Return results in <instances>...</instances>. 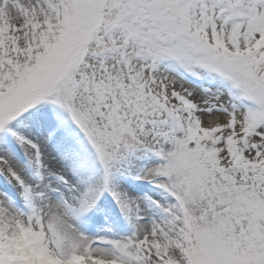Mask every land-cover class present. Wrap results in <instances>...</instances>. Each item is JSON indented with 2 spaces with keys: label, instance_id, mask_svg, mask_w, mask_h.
<instances>
[{
  "label": "rangeland",
  "instance_id": "obj_1",
  "mask_svg": "<svg viewBox=\"0 0 264 264\" xmlns=\"http://www.w3.org/2000/svg\"><path fill=\"white\" fill-rule=\"evenodd\" d=\"M17 18L35 23L29 42ZM177 79L208 102L228 92L251 125L198 139L188 121L202 112L183 104L200 101L178 104ZM33 112L54 151L19 162L33 180L19 223L37 253L264 264V0H0V134ZM0 264H31L8 231Z\"/></svg>",
  "mask_w": 264,
  "mask_h": 264
},
{
  "label": "bare ground",
  "instance_id": "obj_2",
  "mask_svg": "<svg viewBox=\"0 0 264 264\" xmlns=\"http://www.w3.org/2000/svg\"><path fill=\"white\" fill-rule=\"evenodd\" d=\"M37 13L38 11H35V14ZM9 25L14 26L13 29L15 33H19V38L23 42L25 39H22V36L26 38L27 42L32 38L30 32L32 26L35 25L33 21H25L17 18L11 20ZM202 38L205 40L207 39L206 36H202ZM178 81L179 83H177V85L182 84L180 80ZM183 86H175L176 89L172 90L174 92L168 90V93L179 94L177 97L174 96L178 99V104L181 103L179 100L180 96L185 97L184 94L180 95L181 92L194 95V100L196 102L200 101V103L198 102L196 104L195 102H191L192 100H188L183 104L184 107H194L197 109L196 111L202 112L201 114L192 115L188 121L193 128V135L198 139H207L210 141V145L214 146V144L218 142V140L216 142L212 140L214 126L225 127L228 134L235 132L239 137H242V130L249 128V125H251L253 117L248 110H240L238 113L234 112V114L230 112L231 106L226 102L229 98L228 94H222L225 100L215 98L214 101L211 100L208 102L205 101L206 96L200 95L198 93L199 90L196 88H193L189 84L186 85L187 88ZM239 121L244 123L245 128L241 129L239 126L234 129L230 128V126H233L234 123ZM47 127L48 119L45 117L39 118L38 115H35V112H33L21 117L17 122L4 129L0 134V231L9 232L10 242L16 243V246L19 247L22 254L27 256L31 264H63L54 260V258H50L49 256L44 257L42 254L37 253L35 247L28 238L26 229L19 223L20 212L18 210L22 209L20 207L21 201L31 198L29 190L31 183H33L32 179L20 172L19 162L25 159L24 164L27 169L32 168V166L39 167V162H37L38 158L53 154L54 151L52 149L49 147L45 148L44 136L48 134ZM75 152H77V150ZM28 156L35 160L33 163L34 165L27 161ZM223 164L224 163H221L220 165L223 166ZM91 194L94 196L93 192ZM7 199L10 200V205H12V207L8 204V201H6ZM109 208V213L112 212V214L115 215L124 214L121 208L113 206V202L110 203ZM85 256L84 261H82V263L79 261L77 264H113V262L104 258V252L93 250Z\"/></svg>",
  "mask_w": 264,
  "mask_h": 264
}]
</instances>
